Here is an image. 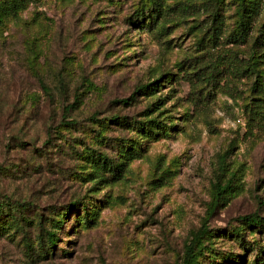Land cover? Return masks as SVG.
I'll use <instances>...</instances> for the list:
<instances>
[{
    "label": "rangeland",
    "instance_id": "obj_1",
    "mask_svg": "<svg viewBox=\"0 0 264 264\" xmlns=\"http://www.w3.org/2000/svg\"><path fill=\"white\" fill-rule=\"evenodd\" d=\"M255 1L245 41L243 0H29L0 23V197L25 214L74 201L46 252L8 221L0 264H181L202 225L196 264H264V226L231 233L264 216Z\"/></svg>",
    "mask_w": 264,
    "mask_h": 264
},
{
    "label": "trees",
    "instance_id": "obj_2",
    "mask_svg": "<svg viewBox=\"0 0 264 264\" xmlns=\"http://www.w3.org/2000/svg\"><path fill=\"white\" fill-rule=\"evenodd\" d=\"M29 0H2L0 1V23L8 16H13L17 14L19 9H21L25 4H27ZM242 20L239 26V38L245 41V37L247 36V31L249 29L248 21L251 17H253L258 10V2L255 0H243L242 3ZM244 17L246 19L244 20ZM261 31L257 34L255 38H253V47L254 49L253 55L250 56L252 63L257 65L258 63L264 61L261 55H264V52L261 50L264 47V23L261 25ZM259 71V70H258ZM256 75V74H255ZM157 80H152L149 82L142 83L134 89L133 93L128 98H134L136 93L146 92L148 89H154V87H149L151 84H154ZM252 88L256 92L257 97L261 101V107L264 105V81H258L257 76L254 77L252 82ZM152 91V90H151ZM127 98H123L122 101H126ZM264 108V107H263ZM262 111V109L260 110ZM264 117V109L261 113ZM118 117L115 115L113 119H117ZM147 127H160V121L156 117H151L148 120V123H144ZM98 161L100 162L99 166L104 171H106L113 179H117L121 176L123 167L125 166L124 160H112L107 158L106 156L98 155ZM213 189L216 194V198L220 199L225 196V191L231 188L230 181L226 180L221 182L220 180H216L212 183ZM0 197V234L1 229H6V224L8 221L14 223V226L20 230L22 233V238L25 240V246L31 250L32 247L37 246L40 249L41 253L46 252V249H53L57 244V236H56V225L60 223V217H57V213H61L62 215H66L67 210L70 209L74 205V201L66 204L64 209L58 210H49L48 213H44L43 211L36 208L33 212L30 211V214H25L23 209L25 208L27 202H32L27 200L26 202L13 199L6 194H1ZM242 221V224L233 226L231 229V233L235 235H241L243 229V223L251 225V226H264V216L252 212L248 214H244L239 218ZM28 228H25V227ZM35 232L33 235V229ZM209 231V228L205 225L198 227L191 234V237L184 244V251L182 255V263L181 264H196L198 255L201 254L203 243L201 241L202 238L205 237L206 233ZM37 251V250H36Z\"/></svg>",
    "mask_w": 264,
    "mask_h": 264
}]
</instances>
